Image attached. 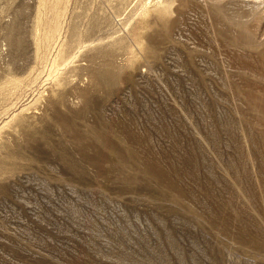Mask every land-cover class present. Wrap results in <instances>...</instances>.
Listing matches in <instances>:
<instances>
[{
    "label": "rangeland",
    "instance_id": "rangeland-1",
    "mask_svg": "<svg viewBox=\"0 0 264 264\" xmlns=\"http://www.w3.org/2000/svg\"><path fill=\"white\" fill-rule=\"evenodd\" d=\"M42 1L0 0V264H264V0Z\"/></svg>",
    "mask_w": 264,
    "mask_h": 264
},
{
    "label": "bare ground",
    "instance_id": "bare-ground-1",
    "mask_svg": "<svg viewBox=\"0 0 264 264\" xmlns=\"http://www.w3.org/2000/svg\"><path fill=\"white\" fill-rule=\"evenodd\" d=\"M45 1H47V0H45ZM45 1H42V2H45ZM51 1V0H50ZM55 1H57V0H55ZM62 1V0H61ZM48 2V1H47ZM52 2V1H51ZM50 3V2H49ZM56 3V2H55ZM54 3V4H55ZM63 3V2H62ZM167 3V2H166ZM46 4V3H45ZM48 4V3H47ZM50 4H52V3H50ZM54 4L52 5L53 6V8L51 7V9H52V13H53V10H54V8H56V10H57V8H58V6L56 7H54ZM264 4V1L263 2H256V3H254L253 4V7L256 9V10H258L259 8H260V6L261 5H263ZM56 5V4H55ZM57 5H58V2H57ZM44 6V5H43ZM41 7V6H40ZM61 7H62V5H61ZM165 8V7H164ZM58 9H60V8H58ZM41 10H43V8L41 9ZM44 11V10H43ZM43 11H40L39 13L41 14V12H43ZM60 11V10H59ZM145 11V10H144ZM57 12H58V10L56 11V12H54L55 14H57ZM61 12V11H60ZM45 13V12H44ZM53 13V14H54ZM47 14V13H46ZM51 14V13H50ZM50 14H49V16H50ZM59 15V14H58ZM45 16V15H44ZM54 17V16H53ZM50 19V18H49ZM54 19H56V18H54ZM41 20V19H40ZM43 20H44V18H43ZM40 21H38V23H39ZM54 22V20L52 21V23ZM56 22V21H55ZM51 23V24H52ZM57 23V22H56ZM40 24V23H39ZM46 24V23H45ZM60 24V23H59ZM58 24V25H59ZM62 24V23H61ZM38 25V24H37ZM57 25V24H56ZM56 25H54V26H56ZM49 25H48V23H47V27H48ZM54 26H53V28H54ZM49 28V27H48ZM50 28H51V26H50ZM41 30H42V28H41ZM46 30V29H45ZM50 30V29H49ZM49 30H47V33H50V32H48ZM51 30H53V29H51ZM58 30H59V28H58ZM54 31H55V29H54ZM43 32V31H42ZM53 32V31H52ZM59 33V32H58ZM38 35H40V34H38ZM37 35V36H38ZM51 35H53V34H51ZM55 35V34H54ZM42 36V35H41ZM45 37H47V34L45 35ZM49 37L50 36H48V39H49ZM52 37V36H51ZM55 37V36H54ZM43 37H41V39H42ZM52 39V38H51ZM37 40H38V38H37ZM45 40H47V39H45ZM56 39H54V41H55ZM50 41H53V39L52 40H50ZM53 41V42H54ZM52 42V43H53ZM38 43H39V41H38ZM40 43H42V40H41V42ZM44 43H46V42H44ZM49 43V42H48ZM37 44V43H36ZM51 45V44H50ZM47 46H49V45H47ZM41 47H43L42 45H41ZM64 49V48H63ZM65 49H66V47H65ZM64 56V55H63ZM57 57H58V55H57ZM61 57V56H60ZM65 58V57H64ZM54 63H53V65H52V69L53 70H57L58 69V61H57V59L55 60L54 59ZM57 71H59V70H57ZM53 72V71H52ZM55 72V71H54ZM53 72V73H54ZM51 75V74H50ZM52 76H53V74H52ZM58 76H60V75H58ZM54 78V77H53ZM57 79H59V78H57ZM54 80V79H53ZM26 82H24V81H19L17 84H16V86H17V88H22L23 86H24V84H25ZM58 84V83H57ZM13 86V85H12ZM14 87H15V84H14ZM24 88V87H23ZM15 90V89H14ZM13 90V91H14ZM23 90V89H22ZM101 108V107H100ZM109 117H111V116H109ZM97 118V117H96ZM97 120V119H96ZM99 121V120H98ZM136 121L127 113V114H124V117L122 118H119V117H116V116H113V118L111 119V124H112V126H113V129H115V133L116 134H119V135H122L123 137H129V138H134L135 139V141H137V136H138V133H137V131L135 130V127H137V125H136ZM138 124V123H137ZM104 127V126H103ZM107 129V128H106ZM98 132V131H97ZM113 133V132H112ZM148 138V137H147ZM111 139V138H110ZM105 140V139H104ZM109 140V139H108ZM106 141V140H105ZM83 142V141H82ZM107 143H108V141H106ZM111 142V141H110ZM138 143H140L141 144V141L140 140H138L137 141ZM77 144H78V146H77V157H78V161H80V162H82L83 164H80V166L82 165V166H84V164H85V166H88L89 168L90 167H93V168H95L96 170H97V172H98V174H101V175H104V176H112L113 174H115V173H119V172H117L116 170H115V168H114V170L111 168V169H108V170H106V169H103V166H102V161H103V159H100L101 158V156L100 157H90L89 155H88V153H87V148L85 147V146H82V145H80L81 144V142L80 141H77L76 142ZM95 143V142H94ZM113 143V142H112ZM133 143V142H132ZM104 144H106V143H104ZM84 145V144H83ZM114 145V144H113ZM144 145V144H143ZM88 146V145H87ZM108 146V145H107ZM146 146H147V144H146ZM149 146V145H148ZM113 147V146H112ZM89 148V147H88ZM108 148V147H107ZM109 148H111V147H109ZM132 149V148H131ZM130 149V150H131ZM145 149V148H144ZM149 149V148H148ZM96 150V149H95ZM109 150V149H108ZM137 150V149H136ZM97 151V150H96ZM111 151V150H110ZM145 151V150H144ZM100 152V151H99ZM96 153V152H95ZM134 153V152H133ZM126 154V153H125ZM101 155V154H100ZM99 156V155H98ZM142 156V155H141ZM104 158H105V156H104ZM102 160V161H101ZM79 162V163H80ZM103 164H104V162H103ZM69 166V165H68ZM70 167V166H69ZM68 167V168H69ZM110 167H111V165H110ZM73 168V167H72ZM92 168V169H93ZM106 168V167H105ZM71 170V169H70ZM74 170H75V168H74ZM73 171V170H72ZM120 173H122V172H120ZM148 174L149 175H151V176H153V177H157V178H160V176L156 173V171L154 172V171H149L148 172ZM162 178V177H161Z\"/></svg>",
    "mask_w": 264,
    "mask_h": 264
}]
</instances>
